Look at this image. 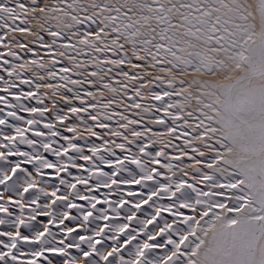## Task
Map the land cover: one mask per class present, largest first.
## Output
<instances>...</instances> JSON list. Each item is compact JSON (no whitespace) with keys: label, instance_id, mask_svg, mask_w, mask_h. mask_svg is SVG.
I'll list each match as a JSON object with an SVG mask.
<instances>
[{"label":"snow or ice","instance_id":"6c2138e0","mask_svg":"<svg viewBox=\"0 0 264 264\" xmlns=\"http://www.w3.org/2000/svg\"><path fill=\"white\" fill-rule=\"evenodd\" d=\"M0 264H264V0H0Z\"/></svg>","mask_w":264,"mask_h":264}]
</instances>
